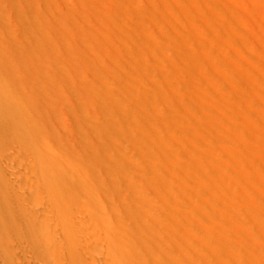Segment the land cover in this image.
<instances>
[{"label": "bare ground", "instance_id": "bare-ground-1", "mask_svg": "<svg viewBox=\"0 0 264 264\" xmlns=\"http://www.w3.org/2000/svg\"><path fill=\"white\" fill-rule=\"evenodd\" d=\"M5 1L47 32L0 70V264H264V0Z\"/></svg>", "mask_w": 264, "mask_h": 264}, {"label": "rangeland", "instance_id": "rangeland-1", "mask_svg": "<svg viewBox=\"0 0 264 264\" xmlns=\"http://www.w3.org/2000/svg\"><path fill=\"white\" fill-rule=\"evenodd\" d=\"M27 10H29V12ZM27 10L22 12L23 14L21 12L18 13V11H16L15 9L7 6L5 0H0V49L2 50V52H0V70L10 71L11 68H15V67L29 68L30 60H31V56L29 52L27 53V51L21 47L15 49V47L11 44V42L13 40L23 39V41L26 43L28 38H30L31 36L36 35L35 37L37 39V37L39 38L38 35H40V33L44 35L47 32V30L42 27V21L40 20L39 17H37L34 8L32 6H29ZM256 14L260 16V13L258 11L256 12ZM200 21L202 23H205V21L201 20V18ZM24 26L26 27V29H24L26 31L23 32L20 29H22ZM17 31L21 32V34H19L21 37L19 36L18 38L17 36L14 37ZM229 41L233 43L231 40ZM37 42H39V39H37ZM25 43L22 42V44L26 46ZM40 44L41 42L39 43V45ZM242 44H243L244 52L242 51L240 52L237 50H234L233 52L237 53L238 55L237 54L236 55L239 57L242 56V58H251L253 64L259 63L261 61V53L258 50L259 46L252 43L249 34H247L246 37L243 39ZM44 45L48 47L50 45V47L58 51V47L56 48V44L54 42L50 43L49 45L47 43ZM167 46L170 49H172L173 47V45L169 43L167 44ZM219 56H222V54H220ZM14 57L17 58V63L15 62L16 60H14ZM223 85L225 87H230L232 89L237 88L236 83H234L233 81L224 82ZM244 89L254 94V90L252 89V87L245 86ZM233 99L232 101H234ZM226 100H231V99L222 97L221 101H219L220 102L219 106L220 104H222V102ZM244 104L246 106L248 104V106L250 107L253 105V101L248 99L244 101ZM4 115L5 116L0 115V155L19 158L20 154L24 153V151L21 149L19 145V140L21 138L22 130L20 129L18 122L11 115L9 114H4ZM253 127L256 131L258 129L264 131V127L260 123H254ZM239 213H240V208L236 207V209L234 210V214H239ZM197 243L201 245L200 240H197Z\"/></svg>", "mask_w": 264, "mask_h": 264}]
</instances>
